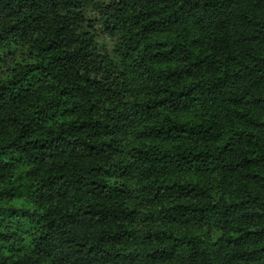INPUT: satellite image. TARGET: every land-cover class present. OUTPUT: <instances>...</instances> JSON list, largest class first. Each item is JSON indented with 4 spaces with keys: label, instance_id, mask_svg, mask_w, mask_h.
Returning <instances> with one entry per match:
<instances>
[{
    "label": "trees",
    "instance_id": "trees-1",
    "mask_svg": "<svg viewBox=\"0 0 264 264\" xmlns=\"http://www.w3.org/2000/svg\"><path fill=\"white\" fill-rule=\"evenodd\" d=\"M0 0V264H264V0Z\"/></svg>",
    "mask_w": 264,
    "mask_h": 264
},
{
    "label": "rangeland",
    "instance_id": "rangeland-1",
    "mask_svg": "<svg viewBox=\"0 0 264 264\" xmlns=\"http://www.w3.org/2000/svg\"><path fill=\"white\" fill-rule=\"evenodd\" d=\"M107 1H109V0H91L90 4L88 5V8H87V14L89 16H91V18H94V16L98 12L96 5L101 3V2H107Z\"/></svg>",
    "mask_w": 264,
    "mask_h": 264
}]
</instances>
